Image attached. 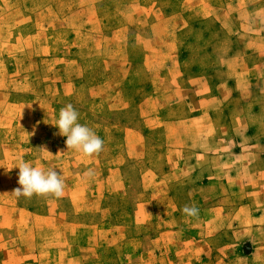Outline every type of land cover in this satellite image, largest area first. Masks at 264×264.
Instances as JSON below:
<instances>
[{
    "label": "crops",
    "instance_id": "0c3cea01",
    "mask_svg": "<svg viewBox=\"0 0 264 264\" xmlns=\"http://www.w3.org/2000/svg\"><path fill=\"white\" fill-rule=\"evenodd\" d=\"M153 2L50 0L39 10L32 11L25 0L0 1V9L10 16V20L2 19L0 39H12L10 51L8 48L2 51L8 55L1 58L0 66L33 71L28 74L33 90L13 92L11 98L14 99L9 100L5 109L27 103L31 123L24 125L28 127L26 133L51 131L52 139L49 140L47 134L35 142L38 145L34 148L61 150L57 164L109 166L120 176L123 168L125 171L129 165L131 151L137 147L126 140L129 125L126 119L132 110H138L140 116L145 117L146 131L140 148L155 150L159 155L161 151L167 157L162 161L161 154L159 161L150 162L156 166L150 169L154 173L152 180L161 184L168 182L172 174L175 176L172 182L196 175L197 192L190 196L194 203L198 200L195 206L199 215L207 217L203 228L229 229V216H221L215 222L208 216L214 213L248 215L235 219V230L243 234L238 242L248 240L255 248V258L264 261V76L240 78L243 75L235 68L234 74L227 73L221 80L198 79L188 65L189 73L183 68L184 63L174 59L166 64L158 59L153 63L150 46L134 45L135 38H145L139 27L127 36L123 13L133 7L146 10ZM193 5L217 7L212 1H193ZM228 5L229 1H220L221 8ZM234 7L237 12L246 13L257 29L251 37L250 34L245 36L264 42V0H236ZM173 18L175 16L168 17ZM135 20L143 21L144 18ZM155 52L161 58L169 54L164 50ZM20 59L24 65H20ZM240 62L244 68L252 67L255 73H261L262 66L249 67L236 59L235 64L242 70ZM121 78L125 88L122 108L112 95L113 85ZM40 82L42 86L36 90ZM164 85L167 88L161 91ZM149 86L155 88L150 89L151 95H148ZM144 92L147 94L142 95ZM135 93L143 97L137 100L139 105L136 101L133 105L126 101V97ZM35 101L43 102L45 109L38 111L36 106L37 110L33 109L30 105ZM69 103L79 112V122L92 128L104 140L100 153L86 156L67 149L66 137L59 135L55 126L59 110ZM149 103L155 106V112L145 114L144 107ZM146 110L149 111L148 107ZM165 121L172 124L171 128H167L169 123ZM16 122L13 119V125L19 126ZM150 123L154 126H149ZM44 158L29 161L33 165L39 161L46 165ZM124 179H130L127 170ZM228 197L242 198L245 205L239 210L209 205L215 199ZM154 210L156 213L163 211ZM173 211L183 213L179 209ZM221 237L215 241L190 239L187 245H203L204 249L212 245L226 247L228 242Z\"/></svg>",
    "mask_w": 264,
    "mask_h": 264
},
{
    "label": "rangeland",
    "instance_id": "374dc122",
    "mask_svg": "<svg viewBox=\"0 0 264 264\" xmlns=\"http://www.w3.org/2000/svg\"><path fill=\"white\" fill-rule=\"evenodd\" d=\"M25 1L30 10L36 11L50 0ZM143 1L154 2L146 10L138 7L125 9L124 25L127 36L134 34L136 27L144 33L145 38H135L134 45L150 46L153 49V63H157L158 59L166 64L174 59L184 63L183 68L187 73L188 65L198 79L211 77L221 80L227 73L234 74L235 68L242 73L240 78L264 76V42L250 38L257 29L246 13L233 8L236 0H223L229 1L227 8H221V0ZM193 1H212L217 3V7H197ZM7 14L0 9V25L2 19L10 20ZM171 15L175 18L168 19ZM136 18L144 20L136 21ZM238 18H242L240 22ZM238 29L240 34H237ZM247 34L250 37H246ZM11 46L12 39H0V62L2 57L8 55L2 51L7 48L10 51ZM156 50L169 51V54L161 58ZM123 56L121 58L125 59ZM236 59L249 67L256 64L262 66L261 73H255L252 67L244 68L241 62L243 70L239 69L235 64ZM18 62L24 65L21 59ZM116 62L121 64L119 58H116ZM226 64L227 67H224ZM123 70L120 71L121 76ZM29 73L33 71L11 70L6 65L0 68V264H264V261L255 258V248L248 240L238 242L243 234L235 230V219L248 215H208L215 222L221 216H229V229L218 231L203 228L207 221L204 215L188 217L173 211H182L185 205L191 206L192 203L194 206L198 204V200L194 203L190 196V193L197 192L196 175L172 182L175 179L172 174L168 182L161 184L152 180L154 173L150 169L156 166L150 162L159 161L161 154L162 161L167 157L161 151L159 155L155 150L140 148L146 131L145 117L140 116L138 110H132L126 119L129 122L126 140L129 145L137 147L131 151L129 165L125 171L123 168L121 176L109 166L59 165L61 150L43 148L47 152L35 149L34 146L38 145L35 142L51 134V131L47 130L46 134L42 131L26 133L28 127L24 125L31 123L27 103L5 109L9 100L14 99L11 98L13 92L20 90L29 93L33 90ZM122 84L121 78L112 89V95L121 108L125 89ZM41 86L42 82L36 86V90ZM165 86L160 90H166ZM147 88L148 95H151L150 89L154 90V86ZM214 90L218 92L217 87ZM139 98L143 97L135 93L126 97V101L132 105L136 101L139 105ZM30 106L35 110L38 107V111L45 109L41 101H35ZM147 107H144L145 114L155 112V106L151 107L149 103ZM13 119L19 126L13 125ZM166 126L171 128L172 124ZM50 127L53 129V126ZM212 127L215 129L214 125ZM50 134L49 140L53 136ZM39 157H45L47 164L39 161L34 166L44 170L54 168L62 174L65 184L63 196L14 197L13 191L21 187L18 184L19 169L16 167L22 161ZM88 168L95 170L92 179L82 176ZM126 170L130 178L127 180L124 179ZM245 202L242 198L228 197L215 199L209 205L239 210ZM156 208L163 211L156 213ZM220 236L228 242L226 247L212 245L204 249L203 245H187L190 239L215 241Z\"/></svg>",
    "mask_w": 264,
    "mask_h": 264
},
{
    "label": "clouds",
    "instance_id": "9594fccd",
    "mask_svg": "<svg viewBox=\"0 0 264 264\" xmlns=\"http://www.w3.org/2000/svg\"><path fill=\"white\" fill-rule=\"evenodd\" d=\"M55 127L59 129V135L66 137L67 149L82 152L86 156L98 154L103 150L104 140L92 128L79 122V112L71 103L59 110ZM40 150L47 151L43 148ZM16 168L19 169L18 184L21 187L13 191L14 197L31 198L50 195L60 198L63 196L65 184L62 174L57 172V169L44 170L34 166L30 161H22ZM82 176L85 179H92L95 176V170L88 168ZM182 212L188 217L199 215V209L194 205H185Z\"/></svg>",
    "mask_w": 264,
    "mask_h": 264
}]
</instances>
